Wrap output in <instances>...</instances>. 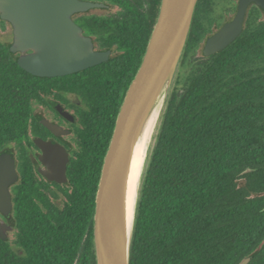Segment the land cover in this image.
Wrapping results in <instances>:
<instances>
[{
    "label": "trees",
    "instance_id": "1",
    "mask_svg": "<svg viewBox=\"0 0 264 264\" xmlns=\"http://www.w3.org/2000/svg\"><path fill=\"white\" fill-rule=\"evenodd\" d=\"M220 1L198 0L193 14L147 156L129 264H238L247 255V264H264V10L251 3L240 34L205 56L203 42L225 10ZM10 45L0 39V154L15 152L18 179L0 264H95V193L125 87L109 93L99 73L74 81L31 74ZM74 82L91 105L68 171L77 191L66 189L62 206L43 210L35 104Z\"/></svg>",
    "mask_w": 264,
    "mask_h": 264
},
{
    "label": "water",
    "instance_id": "2",
    "mask_svg": "<svg viewBox=\"0 0 264 264\" xmlns=\"http://www.w3.org/2000/svg\"><path fill=\"white\" fill-rule=\"evenodd\" d=\"M198 0H161L154 27L139 66L127 87L103 157L93 212L95 264H129L130 245L140 184L150 142L178 70ZM254 3L264 10V0H238L234 17L210 35L202 48L209 56L231 43L241 32L247 7ZM101 4L80 0H0V17L12 26V52L18 65L39 76H55L86 68L102 56L71 21L75 10ZM43 124L54 133L62 131L48 120ZM34 142H37L34 138ZM147 144L131 220L125 221L123 194L130 161ZM45 163L42 173L65 180L68 153L56 142L38 140ZM250 169L247 168L246 171ZM18 172L14 151L0 154V236L12 229L11 186ZM5 218V219H4ZM251 255L238 264H247Z\"/></svg>",
    "mask_w": 264,
    "mask_h": 264
},
{
    "label": "flooded vegetation",
    "instance_id": "3",
    "mask_svg": "<svg viewBox=\"0 0 264 264\" xmlns=\"http://www.w3.org/2000/svg\"><path fill=\"white\" fill-rule=\"evenodd\" d=\"M80 1L101 4V6L89 7L85 10H75L71 13L70 18L80 29L82 35L89 40L92 52L100 54L102 59L75 72L49 77L59 78L70 75L71 80L74 81L86 77L89 79L99 73L109 83V93L120 94L124 87L125 92L145 52L161 0ZM229 1L230 3L225 6L219 23L216 24L215 22L206 39L234 17L238 0ZM229 9H232V12L231 15L227 16L226 13ZM5 24L10 27L13 38L11 24L6 20ZM72 85L71 88L69 86L67 88L52 87L51 90L42 95L41 99L38 100L37 98L35 104L37 117L35 134L37 142H35L34 148L35 172L38 182V206L43 210H47L48 207L53 209L54 206H62L67 198L66 189L77 191V183H73L74 180L69 177L68 171L69 166L73 164L74 157L78 156L82 116L91 110V105L82 97L87 88L85 87V90L81 86H76L75 82ZM43 120L60 126L62 131L52 132L43 124ZM38 140L56 142L66 149L68 160L64 181H56L42 173V169L46 167L41 159L43 150L38 146ZM0 218L3 219L1 214Z\"/></svg>",
    "mask_w": 264,
    "mask_h": 264
},
{
    "label": "bare ground",
    "instance_id": "4",
    "mask_svg": "<svg viewBox=\"0 0 264 264\" xmlns=\"http://www.w3.org/2000/svg\"><path fill=\"white\" fill-rule=\"evenodd\" d=\"M147 144L143 143L136 152L132 155L128 174L125 180V188L123 194V209L125 221L131 220L133 215V209L136 201V194L138 188V181L144 162V157L147 150Z\"/></svg>",
    "mask_w": 264,
    "mask_h": 264
},
{
    "label": "rangeland",
    "instance_id": "5",
    "mask_svg": "<svg viewBox=\"0 0 264 264\" xmlns=\"http://www.w3.org/2000/svg\"><path fill=\"white\" fill-rule=\"evenodd\" d=\"M230 3L229 0H221L219 2V7L218 9L221 10L223 9L224 6H227ZM232 9H229L228 12L226 13L227 16L231 15ZM12 35L10 32V27L5 24L4 22L0 21V39L4 42H9L11 41ZM196 54H199V49L196 50L195 52ZM155 133L156 130H154L153 136L151 138V142H150V147L152 146L153 142H154V137H155Z\"/></svg>",
    "mask_w": 264,
    "mask_h": 264
}]
</instances>
